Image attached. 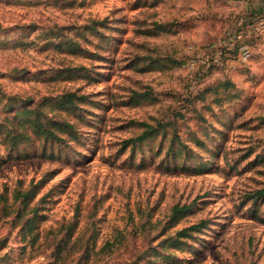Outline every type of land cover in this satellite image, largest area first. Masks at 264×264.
I'll return each instance as SVG.
<instances>
[{
    "label": "rangeland",
    "instance_id": "374dc122",
    "mask_svg": "<svg viewBox=\"0 0 264 264\" xmlns=\"http://www.w3.org/2000/svg\"><path fill=\"white\" fill-rule=\"evenodd\" d=\"M237 5L0 0V264H264V40Z\"/></svg>",
    "mask_w": 264,
    "mask_h": 264
},
{
    "label": "trees",
    "instance_id": "16d2710c",
    "mask_svg": "<svg viewBox=\"0 0 264 264\" xmlns=\"http://www.w3.org/2000/svg\"><path fill=\"white\" fill-rule=\"evenodd\" d=\"M77 95L74 93V92H67L63 95V98L62 99H59V104L60 106H70L71 105V102L74 100V98L76 97ZM28 110V109H26ZM36 119H39V117L34 114L33 117H29L27 115V119L25 122H31L33 121L35 124H36V127L41 130L42 128L45 127V125H43L40 121L36 120ZM46 124H49L50 126H55L56 123L55 121L53 122H46ZM143 125L146 126V128L143 130V132L141 134H139L136 138L138 139H144L146 138L149 134L153 133L155 130H156V126L152 125L151 123H146V122H142ZM46 128V127H45ZM48 130L50 131V128H48ZM14 138V137H12ZM13 144H15L16 140L15 141H11ZM35 188V185L31 186V188H28L24 191H20L19 194L22 195V197L24 198V201L23 202V205H26L28 204V199H29V196H31V189ZM251 197L255 198V199H264V186L262 187H259L257 188L252 194H251ZM188 208V205L187 204H182V205H178V204H175L173 205L172 207V217L174 215H178L180 212H183L184 210H186ZM35 210H34V213L31 214V215H28L26 217H24L22 223H21V226H20V230L23 231L24 233H29L30 234V240H31V243H34L35 239H36V233L32 232V230L34 229L35 227ZM201 222L198 223V225H200ZM197 225V226H198ZM194 226V225H193ZM192 228V226L190 227H184L180 230L177 231V233L179 234H185L186 230ZM59 245V247H62V249H58V254H61L62 255V251H63V245L64 244H61L60 242L57 243Z\"/></svg>",
    "mask_w": 264,
    "mask_h": 264
},
{
    "label": "crops",
    "instance_id": "0c3cea01",
    "mask_svg": "<svg viewBox=\"0 0 264 264\" xmlns=\"http://www.w3.org/2000/svg\"><path fill=\"white\" fill-rule=\"evenodd\" d=\"M237 23L239 36H248L252 41L264 40V0H237ZM244 32V33H243Z\"/></svg>",
    "mask_w": 264,
    "mask_h": 264
},
{
    "label": "built area",
    "instance_id": "2783aa9c",
    "mask_svg": "<svg viewBox=\"0 0 264 264\" xmlns=\"http://www.w3.org/2000/svg\"><path fill=\"white\" fill-rule=\"evenodd\" d=\"M240 50H241V56L243 59H247L251 54L249 47L245 44H242L240 46Z\"/></svg>",
    "mask_w": 264,
    "mask_h": 264
}]
</instances>
